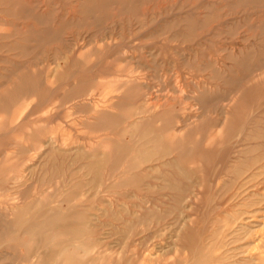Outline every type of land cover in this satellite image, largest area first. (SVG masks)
Listing matches in <instances>:
<instances>
[{"label":"rangeland","instance_id":"obj_1","mask_svg":"<svg viewBox=\"0 0 264 264\" xmlns=\"http://www.w3.org/2000/svg\"><path fill=\"white\" fill-rule=\"evenodd\" d=\"M263 187L264 0H0V264H264Z\"/></svg>","mask_w":264,"mask_h":264},{"label":"bare ground","instance_id":"obj_2","mask_svg":"<svg viewBox=\"0 0 264 264\" xmlns=\"http://www.w3.org/2000/svg\"><path fill=\"white\" fill-rule=\"evenodd\" d=\"M101 44V43H100ZM73 106V105H72ZM177 107V106H176ZM139 118V117H138ZM168 149V148H167ZM162 154V153H161ZM148 159V158H147ZM146 160V159H145ZM149 160V159H148ZM157 161V160H156ZM27 162V161H26ZM170 163V162H169ZM39 165H41V164H39ZM47 166V165H46ZM159 166V165H158ZM157 166V167H158ZM257 168V167H256ZM158 169V168H157ZM255 170V169H254ZM247 174V173H246ZM255 177V176H254ZM262 179V178H261ZM160 180V179H159ZM243 180H244V178H243ZM263 184V183H262ZM159 185V184H158ZM245 185V184H244ZM247 185V184H246ZM243 186V185H242ZM251 186V185H250ZM246 188H247V186H246ZM248 189H249V187H248ZM243 189H241V191H242ZM245 190V189H244ZM263 190H264V187H263ZM247 191V190H246ZM257 195V194H256ZM248 196V195H247ZM260 196V195H259ZM262 197H263V195H261ZM244 197V196H243ZM245 198V197H244ZM235 200V199H234ZM255 201V200H254ZM260 201V200H259ZM263 201V200H262ZM251 202V201H250ZM245 204V203H244ZM237 205V204H236ZM241 204H239V206H240ZM243 206V205H242ZM258 209V208H257ZM256 211V210H255ZM180 213H182V212H180ZM249 213V212H248ZM184 214V213H183ZM184 217V216H183ZM185 219L186 218H188V217H184ZM259 218V217H258ZM263 218V217H262ZM177 219V218H176ZM238 219V218H237ZM264 219V218H263ZM184 220V219H183ZM255 220H257V218H255ZM177 221V220H176ZM241 221H243V220H241ZM247 221V220H246ZM183 222V221H182ZM250 223V222H249ZM259 223H262V222H259ZM183 224H185V223H183ZM182 224V225H183ZM187 224V223H186ZM252 224H254V222L252 223ZM170 225V224H169ZM181 225V226H182ZM244 225V224H243ZM260 225V224H259ZM180 225H179V227H181ZM178 227V228H179ZM183 228V227H182ZM250 228H248V230H249ZM255 229V228H254ZM257 229V228H256ZM255 229V230H256ZM240 231V230H239ZM214 233V232H213ZM237 233V232H236ZM232 234V233H231ZM234 234V233H233ZM248 234V233H247ZM243 235V234H242ZM176 236V235H175ZM237 236H240L239 234L237 235ZM244 239V238H243ZM242 240V239H241ZM238 241V240H237ZM240 241V240H239ZM256 241V240H255ZM260 241V240H259ZM172 242H173V240H172ZM172 244H174V243H172ZM173 246H175V244L173 245ZM223 247V246H222ZM177 248H178V245H177ZM235 249V248H234ZM174 250H176V249H174ZM220 251V250H219ZM257 251V250H256ZM222 252V251H221ZM217 253V252H216ZM241 254H242V252H241ZM251 254H253V253H251ZM261 254H264L263 252L261 253ZM260 254V255H261ZM211 255H212V253H211ZM207 256V255H206ZM224 256V255H223ZM228 256V255H227ZM233 257H236V256H233ZM242 258V257H241ZM152 259H153V257H152ZM188 259V258H187ZM207 260V259H206ZM219 260V259H218ZM230 260V259H229ZM253 260V259H252ZM202 261V260H201ZM200 261V263H202ZM254 261H256V260H254ZM206 262V261H205ZM208 262V261H207ZM257 262V261H256ZM256 262H255V264H256ZM227 263V262H226ZM229 263V262H228ZM203 264V263H202ZM213 264V263H212ZM232 264V263H231Z\"/></svg>","mask_w":264,"mask_h":264}]
</instances>
